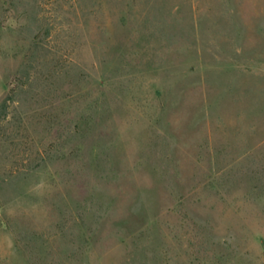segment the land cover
Returning a JSON list of instances; mask_svg holds the SVG:
<instances>
[{
  "label": "rangeland",
  "instance_id": "1",
  "mask_svg": "<svg viewBox=\"0 0 264 264\" xmlns=\"http://www.w3.org/2000/svg\"><path fill=\"white\" fill-rule=\"evenodd\" d=\"M0 264H264V0H0Z\"/></svg>",
  "mask_w": 264,
  "mask_h": 264
}]
</instances>
